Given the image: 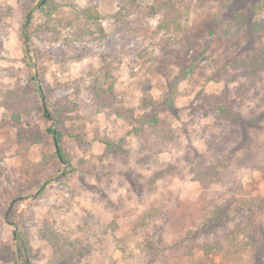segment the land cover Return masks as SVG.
Returning a JSON list of instances; mask_svg holds the SVG:
<instances>
[{
	"label": "rangeland",
	"instance_id": "obj_1",
	"mask_svg": "<svg viewBox=\"0 0 264 264\" xmlns=\"http://www.w3.org/2000/svg\"><path fill=\"white\" fill-rule=\"evenodd\" d=\"M54 1L55 26L32 33L26 43L25 0H0V264H19L5 251L17 243L16 224L33 264H62L47 227L63 244L79 240L81 253L67 264H208L200 248L194 262L178 255L186 243L223 232L211 227L216 208L231 211L243 200L264 197L261 171L237 161L247 150L234 153L237 125L203 100L206 94H227L244 117H262L249 131L263 164L264 72L254 82L227 64L228 57L264 44V34L253 30V22L264 18L254 7L261 0H173L182 14L178 32L159 28L161 13L144 11L152 0H137L139 7L131 10L124 0ZM92 7L96 13L87 20L83 14ZM189 64L193 69L178 82L168 106L172 83ZM109 84L116 108L132 109L134 117L97 110L93 88ZM9 88L25 91L35 107L20 125L1 104ZM145 99L155 101L167 120L170 140L163 142L146 123ZM59 101L77 105L62 111L63 147L71 164L54 155L56 144L40 108L45 104L50 112ZM21 127L40 137L25 154L18 143ZM105 141L118 147L110 151ZM203 163L221 173L206 187L196 179ZM258 214L264 228V209ZM256 246L250 243L233 258L214 257L217 264H259Z\"/></svg>",
	"mask_w": 264,
	"mask_h": 264
},
{
	"label": "trees",
	"instance_id": "obj_2",
	"mask_svg": "<svg viewBox=\"0 0 264 264\" xmlns=\"http://www.w3.org/2000/svg\"><path fill=\"white\" fill-rule=\"evenodd\" d=\"M22 1V0H19ZM41 5V22L39 24L34 23V12L37 5ZM124 6L128 7L129 10L137 9L139 3L137 0H124ZM25 10L24 13V27H23V37L26 43L30 40L32 33L44 29H52L55 26V15L59 12V9L54 0H38L35 4V0H25L23 3ZM261 12H264V0L259 1L254 6ZM9 8L8 13L12 12ZM144 11L150 14L161 13L162 18L159 23V28L165 29L166 31L178 32L183 29L181 17L182 14L179 9L175 6L173 0H152L150 4H147ZM94 8H88L84 12V17L87 20L93 18L96 12ZM242 18L246 19V15L242 14ZM239 17L237 20L244 21ZM253 30L257 36L264 34V18L261 20H256L253 22ZM0 42V50H1ZM228 66L234 70V73L247 72L252 76V81L261 79V72H264V44H261L257 49L250 52H245L239 55H235L231 58L228 57ZM193 69V64H189L182 73L175 77L172 83L169 101L166 102L168 106L172 105L173 96L177 92L178 82L183 79L189 72ZM235 74V75H236ZM36 78V76H34ZM36 91L41 95L45 96L43 86L39 82H34ZM93 96L95 99V104L97 110L103 107H108L113 110L116 114L121 117H134V111L130 108H116L115 106V90L113 84H109L107 88L104 86H94ZM204 103L213 104L215 110L219 115L225 117V119L230 120L232 123L237 125L235 134L240 136L239 142L234 150V153L238 149L247 148L245 156L237 159L239 165L250 164L255 169L261 171L264 179V163L259 164L257 158L258 152L254 150L253 137L250 134L251 127H258V118L262 119L259 114L252 118H246L242 115L241 111H237L234 108L233 100L225 94L222 95H204ZM145 107H150V112L146 118V123L150 124L155 133L160 132L163 142L170 140L173 137V131L168 126V122L165 119H161L160 110L155 105V101L145 99ZM171 103V104H170ZM2 106L5 108L8 114V119L16 124L20 125L24 116H28L33 109V103L31 98L25 93V91H20L18 89L9 88L3 93V99L1 101ZM164 104V102L159 103ZM74 106H69V103H62V101L56 102L50 112L40 107L43 111L45 118L49 122L47 132L53 136L54 142L56 144V150L54 155L57 157L58 162H66L71 164L64 147H63V137L65 136V131L63 129L64 118L62 111L64 109H75ZM53 121V122H52ZM70 136L72 134L68 133ZM38 134L33 135L27 128L21 127L18 129V143L21 148V153L25 154L29 147L40 141ZM107 149L110 151H115L118 146L110 141H105ZM220 171L215 164H200V169L196 173V179L206 187L208 180L211 178H220ZM21 197V196H19ZM14 199H17L15 196ZM264 209V197H254L250 200H243L234 207V210H226L225 207H218L212 212L210 220L212 221L211 227L216 228L221 226L224 230L222 233L214 235L213 240H204L202 242H197L195 245H189L186 243L184 245V250H181L180 259L184 257H189L191 262H194L193 258L195 256L196 249H201L203 257L208 260V264H217L214 255L222 254L223 257L233 258L239 255L250 243H257L255 247L256 259L259 264H264V228L259 222H256L258 213L260 210ZM234 211V212H233ZM233 212L235 216L230 213ZM231 219H235L233 226H228L227 222ZM210 229V228H209ZM15 237L17 238V243L13 244L12 247L7 248L6 253L12 255V257L19 264H33L30 258V251L28 245L25 241L24 236L20 230V226L16 224ZM46 237L52 243L55 254L58 256L59 261L62 264H67L72 262L77 258L81 250L77 246L78 241L71 240L68 244H63L60 240L59 235H57L51 228L47 227ZM244 235L247 237L245 244L239 243V237ZM191 241H195L194 236L191 237ZM247 243V245H246ZM183 244L179 246L181 249ZM222 264H232L230 262H222Z\"/></svg>",
	"mask_w": 264,
	"mask_h": 264
},
{
	"label": "water",
	"instance_id": "obj_3",
	"mask_svg": "<svg viewBox=\"0 0 264 264\" xmlns=\"http://www.w3.org/2000/svg\"><path fill=\"white\" fill-rule=\"evenodd\" d=\"M44 108H45V110H47V107H46V105L44 104ZM48 112V111H47Z\"/></svg>",
	"mask_w": 264,
	"mask_h": 264
}]
</instances>
